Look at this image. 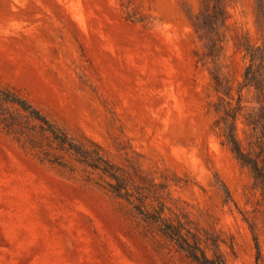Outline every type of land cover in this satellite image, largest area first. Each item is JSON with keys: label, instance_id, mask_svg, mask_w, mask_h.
Instances as JSON below:
<instances>
[{"label": "rangeland", "instance_id": "1", "mask_svg": "<svg viewBox=\"0 0 264 264\" xmlns=\"http://www.w3.org/2000/svg\"><path fill=\"white\" fill-rule=\"evenodd\" d=\"M225 4L212 52L191 26L201 0H0V91L100 145L130 180L136 170L165 184L171 215L218 233L227 264H264V201L214 128L211 76L236 99L246 40L264 79V0ZM241 94L243 113L256 111L255 90ZM236 129L244 142L241 118ZM105 185L36 132L17 141L0 125V264H194Z\"/></svg>", "mask_w": 264, "mask_h": 264}, {"label": "trees", "instance_id": "2", "mask_svg": "<svg viewBox=\"0 0 264 264\" xmlns=\"http://www.w3.org/2000/svg\"><path fill=\"white\" fill-rule=\"evenodd\" d=\"M225 3L226 0H201L199 12L191 19V26L198 38L201 39L200 34L204 31L211 36L212 52L220 49L218 39L213 37L218 34L217 26H226L228 12ZM236 47L248 59L236 99L234 100L232 89L224 78L216 73L211 75L214 90L220 95L218 101L213 104L217 115L214 128L218 130L221 144L228 148L242 167L249 170L254 188L261 191L264 201V79H259L256 73L263 55L261 49L250 45L246 40H238ZM246 87L255 90L259 107L256 111L243 113L241 93ZM0 101L14 108L13 113H7V116L0 113V125L7 134L21 141L24 130L36 132L48 141L53 150L73 156L75 161L104 178L105 188L109 193L131 205L146 223L154 226L163 237L184 252L192 263L227 264L221 248L225 242L218 233L198 227L186 212L179 211L178 208L175 209L179 214L171 215V208L164 201L169 198V193H164L167 188L165 184H158L136 170L133 171L134 179L130 180L122 168L104 157L100 145L91 140L75 141L17 94L0 91ZM240 118L248 129V132L244 131V142L237 135L236 124ZM26 141L32 146L36 144L31 139L26 138ZM57 164L63 166L61 163ZM128 180L131 181L132 189L128 187ZM250 229L253 232V227L250 226ZM254 241L258 253V241L255 236Z\"/></svg>", "mask_w": 264, "mask_h": 264}]
</instances>
